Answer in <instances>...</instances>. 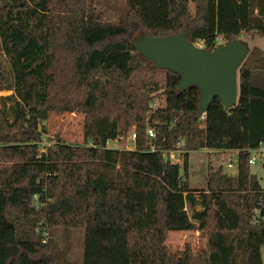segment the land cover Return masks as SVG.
<instances>
[{
    "label": "trees",
    "instance_id": "1",
    "mask_svg": "<svg viewBox=\"0 0 264 264\" xmlns=\"http://www.w3.org/2000/svg\"><path fill=\"white\" fill-rule=\"evenodd\" d=\"M124 1L111 17L100 0H0V264H64L55 235L69 229L82 230L80 264H158L169 231L201 232L206 264H262V186L243 150L264 145V49L239 65L236 103L215 98L199 116L198 89L179 90L134 38L184 32L211 51L264 37V0H246L241 29L223 25L224 0ZM49 113L81 115L82 141L41 151ZM131 124L132 149L107 147ZM176 149L180 162L163 155ZM201 149L237 150L235 173L218 166L192 189L188 157Z\"/></svg>",
    "mask_w": 264,
    "mask_h": 264
},
{
    "label": "rangeland",
    "instance_id": "2",
    "mask_svg": "<svg viewBox=\"0 0 264 264\" xmlns=\"http://www.w3.org/2000/svg\"><path fill=\"white\" fill-rule=\"evenodd\" d=\"M99 6L110 8L111 17H115L118 11L124 7V0H100ZM190 8V7H189ZM191 9V8H190ZM240 13H246L245 7ZM225 23L229 21L227 14ZM139 38V37H138ZM137 39L136 37L134 38ZM134 40V41H135ZM239 40L251 49L256 46L264 49V37L257 31L241 33ZM220 44V43H219ZM202 47L201 43H196ZM248 49V50H249ZM156 78L162 81L163 72H157ZM9 91H0V97L9 94ZM9 104L7 103L6 106ZM133 124L127 131H131ZM41 131L43 138L39 142L40 150H45V146H50L52 139L57 137L59 140L67 143H80L82 141V116L76 113H49L47 119L41 123ZM126 134V133H125ZM124 134V137H126ZM107 147L132 149L133 141L131 139L111 141ZM225 154L216 152L212 149H201L193 151L188 157V176L189 185L194 190H202L206 186V175L210 170L222 167V171L227 174H234L235 168H225ZM174 161V159H172ZM181 161V157L177 162ZM224 163V164H223ZM250 172L255 174L259 179L262 187H264V170L257 165L250 167ZM35 208V207H34ZM188 209V207H186ZM199 209V206L196 207ZM38 209V208H35ZM15 216L12 214V219ZM40 228L37 227L36 231ZM45 241L49 238L48 232H45ZM56 243L58 250L62 256L61 263L64 264H80L82 259V230L69 229L61 235L57 232ZM205 238L198 231H169L162 235V243L160 245V255L158 264H189V254L193 255L197 264H206ZM262 264H264V248L261 249Z\"/></svg>",
    "mask_w": 264,
    "mask_h": 264
},
{
    "label": "water",
    "instance_id": "3",
    "mask_svg": "<svg viewBox=\"0 0 264 264\" xmlns=\"http://www.w3.org/2000/svg\"><path fill=\"white\" fill-rule=\"evenodd\" d=\"M134 46L155 66L176 73L179 90L188 86L198 89L199 116L215 98L225 110L236 103L237 69L248 50L241 41L236 39L209 51L191 44L185 33L179 32L166 36L143 35L134 41Z\"/></svg>",
    "mask_w": 264,
    "mask_h": 264
},
{
    "label": "built area",
    "instance_id": "4",
    "mask_svg": "<svg viewBox=\"0 0 264 264\" xmlns=\"http://www.w3.org/2000/svg\"><path fill=\"white\" fill-rule=\"evenodd\" d=\"M126 133V134H125ZM124 134L126 137H124V134H121L117 136L113 140H109L107 142V145L111 141H119V140H125V139H131L134 142V139L136 137L135 132H134V127L132 128L131 131H126ZM147 136L148 138H153L154 137V132L151 128L147 129ZM216 152L225 154V168H235L236 165V153L238 152L237 150H215ZM244 152L247 153V163L251 167L253 165H257L259 168L264 170V145L259 144L255 148H247L243 150ZM184 151H181L180 149L176 150H170L166 151L163 153V155H167L170 160L174 159V162H177L178 158L181 157V154ZM262 194L260 197V202L258 206L253 210V215H252V223L253 224H260L264 223V187L261 189ZM33 199L36 201V197L33 196Z\"/></svg>",
    "mask_w": 264,
    "mask_h": 264
},
{
    "label": "crops",
    "instance_id": "5",
    "mask_svg": "<svg viewBox=\"0 0 264 264\" xmlns=\"http://www.w3.org/2000/svg\"><path fill=\"white\" fill-rule=\"evenodd\" d=\"M246 13L242 15L241 9ZM229 15V21L225 23L226 15ZM233 22L239 29L244 28L247 24V2L246 0H224L223 1V25ZM244 45L247 47L246 43ZM249 49V47H247Z\"/></svg>",
    "mask_w": 264,
    "mask_h": 264
}]
</instances>
